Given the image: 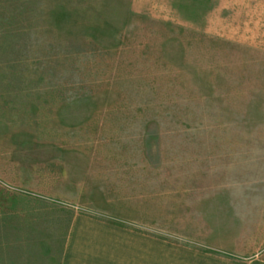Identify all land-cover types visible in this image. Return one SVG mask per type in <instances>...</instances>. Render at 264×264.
I'll use <instances>...</instances> for the list:
<instances>
[{"label": "rangeland", "instance_id": "obj_1", "mask_svg": "<svg viewBox=\"0 0 264 264\" xmlns=\"http://www.w3.org/2000/svg\"><path fill=\"white\" fill-rule=\"evenodd\" d=\"M0 264H264V0H0Z\"/></svg>", "mask_w": 264, "mask_h": 264}]
</instances>
